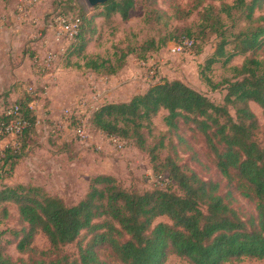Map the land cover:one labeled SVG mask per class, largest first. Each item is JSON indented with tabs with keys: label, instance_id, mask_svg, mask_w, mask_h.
<instances>
[{
	"label": "trees",
	"instance_id": "1",
	"mask_svg": "<svg viewBox=\"0 0 264 264\" xmlns=\"http://www.w3.org/2000/svg\"><path fill=\"white\" fill-rule=\"evenodd\" d=\"M165 2L168 9L157 5V0L146 3L144 22L161 26L164 32L158 37H151L137 48L121 49L120 55L117 51L115 62L85 57V66L95 75L112 76L126 66L132 53L146 61L148 52L170 40L185 38L193 39L192 48L199 52L203 42L215 35L221 40L209 64L216 56H228L229 61L236 54H246L241 66L234 65L237 74L228 80L224 103L216 104L180 78H164L128 101L103 104L93 114V129L131 141L148 155L153 169L167 174L168 179L163 180L164 185L141 189L134 184L127 187L113 175L99 174L90 180L85 196L73 205L40 186L23 182L3 185L0 223L10 216L9 203L17 206L19 223L0 230V264H112L102 257L106 250L122 264H164L169 254L191 264L264 258V123L250 106L251 101L257 103L264 114V58L258 56L264 47V14H256L264 0H234L220 6L197 0L189 8L178 0ZM137 3L138 0H109L98 5L103 7L99 14L106 18L120 14L127 20ZM194 12L198 21L191 25L171 23L185 20ZM222 14L234 24L245 22L240 31L233 33L238 43L228 54L225 45L229 39ZM94 17L82 13L79 45L73 47L74 53L81 54L88 44V35L94 34ZM31 100L28 94L16 102L29 125L15 139L16 150L11 139L5 142L0 181L11 177L20 164L28 131L37 123L35 110L29 106ZM230 107L235 110L234 115ZM162 109L168 111L165 121L169 130L179 129L182 122L204 136L221 180L201 177L187 162H182L177 151L161 157L168 132L150 142L145 130L155 136L153 119ZM71 119L73 125V114ZM178 136L190 146L186 137L180 133ZM237 196L254 207H236ZM161 216L168 220L158 221ZM39 234L46 236L48 247L36 245ZM73 244L77 253L66 250ZM12 245L19 256L9 252Z\"/></svg>",
	"mask_w": 264,
	"mask_h": 264
},
{
	"label": "rangeland",
	"instance_id": "2",
	"mask_svg": "<svg viewBox=\"0 0 264 264\" xmlns=\"http://www.w3.org/2000/svg\"><path fill=\"white\" fill-rule=\"evenodd\" d=\"M150 1L138 0L129 18L124 20L120 14L109 18L101 16L99 13L103 7H91L86 0H0V115L29 94L40 120L24 138L26 145L21 151L23 157L20 164L11 177L0 181V188L23 182L40 186L49 194L58 195L67 204L73 205L85 196L90 180L99 174L113 175L127 187L134 184L146 189L164 185L166 181L163 180H167L168 175L155 171L148 155L140 152L131 141H126L125 146L119 148L93 129L91 119L94 112L105 103L128 101L164 78H180L216 104H223L228 80L234 79L237 74L234 65L241 66L246 54H236L229 61L228 56H216L214 62L209 64L220 37L214 35L204 41L199 52L192 48L181 54L170 52V45L174 42L170 40L156 51L148 52L147 66L141 64L137 53H132L127 57L126 66L116 74L95 75L85 66V57L115 62L117 51L120 55L121 49L137 48L139 44L164 32L161 26L144 22L146 3ZM157 1L161 8L168 9L165 0ZM178 1L186 8L197 3V0ZM203 1L204 5L220 6L222 2L232 3L234 0ZM59 13L76 15L80 19L82 13L89 17L95 15L92 25L95 32L88 35V44L81 54L79 51L73 52L79 45L78 38L56 41L50 22ZM256 14H264V5ZM222 18L229 39L225 45L228 54L236 49L238 43L233 33L240 31L245 22L240 20L234 24L225 14H222ZM197 21L194 12L185 20H172L171 23L182 26ZM50 51L54 53V58L47 62L46 56ZM258 56L264 58V47ZM95 92L100 95L98 103L82 108L79 104L81 99ZM250 106L260 122L264 123L263 109L252 101ZM230 112L235 114L233 107H230ZM72 114L76 119L73 125L70 119ZM167 114L168 111L162 109L154 117L152 133L155 136H149L145 130L150 142H156L161 133L168 132L167 147L161 149V157L177 151L182 162H187L201 177L221 180L223 177L204 136L182 122L179 129L169 130L165 121ZM77 122L84 125L91 137L82 139L78 136L75 132ZM178 133L186 137L190 146L179 140ZM193 154H196L194 158ZM235 206L246 210L254 207L240 196H237ZM8 208L10 216L0 223V230L18 226L17 206L9 203ZM157 220L168 219L161 216ZM35 243L40 248L49 246L43 234L36 236ZM66 250L74 253L77 248L73 244L67 246ZM9 252L14 257L19 256L14 245L9 247ZM102 257L112 264H122L110 255L109 250L103 252ZM164 264L191 263L169 254ZM228 264H264V258L245 257Z\"/></svg>",
	"mask_w": 264,
	"mask_h": 264
},
{
	"label": "built area",
	"instance_id": "3",
	"mask_svg": "<svg viewBox=\"0 0 264 264\" xmlns=\"http://www.w3.org/2000/svg\"><path fill=\"white\" fill-rule=\"evenodd\" d=\"M80 27L81 19L72 14L59 13L53 16L50 22V28L52 33H54L56 41L64 39L75 40L79 34ZM193 44L194 41L190 38H185L181 41H174L170 45V52L172 54L184 53L187 49H192ZM46 57L47 62L51 61L54 58V53L50 51ZM141 64L143 66H147L149 65V61H141ZM99 99V93L95 92L90 94L89 97L81 99L79 104L82 108H86L88 106L93 107L98 103ZM29 106L34 109L33 102H30ZM1 115H3V118L0 119V162L2 158L5 157V142L8 139H11L14 144L13 149L16 150L18 145L15 139L20 136L29 125V121L22 116L21 106L19 103H15L13 106L3 111ZM37 123H40V120L37 119ZM75 132L82 139L91 137L87 129L80 122L75 124ZM102 137L119 148H122L127 143L126 140L115 135L102 133ZM0 172L2 173L1 170Z\"/></svg>",
	"mask_w": 264,
	"mask_h": 264
},
{
	"label": "water",
	"instance_id": "4",
	"mask_svg": "<svg viewBox=\"0 0 264 264\" xmlns=\"http://www.w3.org/2000/svg\"><path fill=\"white\" fill-rule=\"evenodd\" d=\"M86 1L89 4V6L96 7L100 4H104V3L108 2L109 0H86Z\"/></svg>",
	"mask_w": 264,
	"mask_h": 264
},
{
	"label": "crops",
	"instance_id": "5",
	"mask_svg": "<svg viewBox=\"0 0 264 264\" xmlns=\"http://www.w3.org/2000/svg\"><path fill=\"white\" fill-rule=\"evenodd\" d=\"M102 134V133H101Z\"/></svg>",
	"mask_w": 264,
	"mask_h": 264
}]
</instances>
